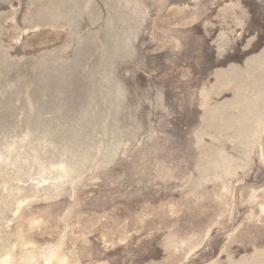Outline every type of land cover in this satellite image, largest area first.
<instances>
[{
	"label": "rangeland",
	"instance_id": "rangeland-1",
	"mask_svg": "<svg viewBox=\"0 0 264 264\" xmlns=\"http://www.w3.org/2000/svg\"><path fill=\"white\" fill-rule=\"evenodd\" d=\"M0 264H264V0H0Z\"/></svg>",
	"mask_w": 264,
	"mask_h": 264
}]
</instances>
